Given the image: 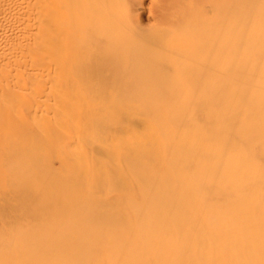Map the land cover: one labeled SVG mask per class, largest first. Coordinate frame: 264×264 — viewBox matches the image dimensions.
I'll list each match as a JSON object with an SVG mask.
<instances>
[{"label":"bare ground","instance_id":"6f19581e","mask_svg":"<svg viewBox=\"0 0 264 264\" xmlns=\"http://www.w3.org/2000/svg\"><path fill=\"white\" fill-rule=\"evenodd\" d=\"M0 264H264V0H0Z\"/></svg>","mask_w":264,"mask_h":264}]
</instances>
